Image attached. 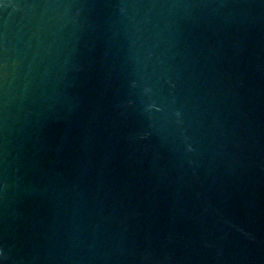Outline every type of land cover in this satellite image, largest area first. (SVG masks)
Listing matches in <instances>:
<instances>
[{
	"label": "water",
	"instance_id": "1",
	"mask_svg": "<svg viewBox=\"0 0 264 264\" xmlns=\"http://www.w3.org/2000/svg\"><path fill=\"white\" fill-rule=\"evenodd\" d=\"M0 264H264V0H0Z\"/></svg>",
	"mask_w": 264,
	"mask_h": 264
}]
</instances>
